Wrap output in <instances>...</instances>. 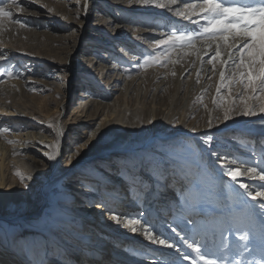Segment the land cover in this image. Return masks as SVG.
Listing matches in <instances>:
<instances>
[{
    "label": "rangeland",
    "instance_id": "obj_1",
    "mask_svg": "<svg viewBox=\"0 0 264 264\" xmlns=\"http://www.w3.org/2000/svg\"><path fill=\"white\" fill-rule=\"evenodd\" d=\"M126 1L128 0H109L108 3L103 0H51L50 2L47 0H24V2L22 0V2H18L15 0L11 11L20 12L24 16L32 18L47 17L50 20L49 24L53 22L61 24L68 21L71 26L67 31H56L54 35L60 37L57 39L58 41L55 40L53 44L45 45L40 51L32 52L31 57L38 60L39 63H29L30 67L28 64L24 66L12 55H4L5 57L0 55V73L6 75L8 72L14 71L17 74H22L25 68L32 72L31 75L24 73L22 76L14 75L15 78L12 80L42 86L41 88L33 86L39 100H45L48 103L46 108L41 109L39 107L38 113L47 122L54 124L53 133L55 137L57 138V133H60L57 142L73 154L77 153L73 149L74 146L80 147L84 143L82 139H79L80 133L89 131V124H91L90 119H88L89 112L87 114V111H82L81 108L83 91L90 96L84 101L89 111H92L98 102H102L103 105L109 106L104 111L113 113L114 123L116 120L119 122L118 125L114 124V129L107 135L106 140L108 142L101 144L104 147L109 143H116L114 138L119 136L123 140L120 142L125 143L127 140H137L144 135L143 130L139 131L138 127L141 125L140 123L143 125V118L149 116L148 110L157 111L156 126L163 124L169 117L174 120L181 117L190 129L196 130L194 134L202 132L200 138L197 136L195 138L178 136L174 141L168 140L163 144L153 142L148 148H141L130 158H123L126 159L125 165L123 163L122 165L112 164L118 167V173L117 176L114 174H110V176L120 178V175L125 173L123 178L124 194L126 198L130 196L136 206L131 212L126 213L128 217H138L142 222L146 220L154 228L156 234L167 238L177 246L174 249H168L173 252H164L163 255H160L156 246L160 244L154 245L150 242V244L144 245L137 242L138 245H136L131 243L135 241L127 242L124 241L127 239H123V246L129 250L130 254L140 257L146 262L153 261L154 264L156 262H160V264H189L181 257V252H190L181 237L185 234L191 235L188 232V228L191 227L189 222L194 221L195 231L197 229L203 230L202 235H205L209 240L214 236L217 243L220 240V233L225 232V235L228 236L229 248L232 249L229 255L230 260H243L245 264H248L249 261L261 260L264 252L259 247L249 245L243 255H239L233 245L242 243L238 239L241 231H237V229L248 231L251 234L250 238L257 245L259 244L260 238L264 234V209L260 206L264 201H259V198V202L252 201L243 190L237 189L235 185L237 182H233L229 178L222 180L221 189H218L219 193L216 195V185L219 181L210 174L202 150L208 149L210 159L215 164L221 165L220 168L218 167V171L225 175V168L239 167L238 164L231 163L232 160L244 162L245 166L252 164L264 167V112L259 110L260 106L264 105V93L260 95V99L249 98L242 102L240 99H236L240 93L239 85H236L232 89H221V94L218 96L217 86L221 82V69L219 74L216 73L208 79L206 89L204 87L199 88L207 80H205V75L197 77L200 80L199 82L196 80L192 86L191 103L189 102L188 107L181 109V106L178 105V109L175 106V113L174 110H167L168 101L166 100L173 95L174 90L179 89L176 84L178 72L175 67L179 64L170 63L169 57L160 56L162 61L169 60L166 67H160L158 64L143 66V55L157 56L160 51L147 41L160 39L161 37H156V35L160 36V31L166 30V28L170 29L173 26L183 31L195 32H199L200 28L198 24L184 20L167 9L156 8L152 5L129 4L125 3ZM11 2L12 0H9V3ZM241 2H247V0H241ZM24 3H32L30 5H34V8L24 9ZM86 3L87 7L85 8ZM180 6L177 4L172 7ZM40 8L43 9L42 12L37 11ZM64 9L66 16L61 17L60 13ZM196 19L197 17L192 18V20ZM156 25H160V29H157ZM146 27L149 30H144ZM49 30L48 25L46 29L37 28L34 24L21 27L20 31H14L8 37L9 47L6 50L14 49L15 43L20 47L27 42L29 46L38 44L43 38L41 35H46ZM134 32L140 33V36L135 38ZM125 38L131 40L128 41V49H125L123 43L117 42ZM97 40L99 41L97 42ZM49 51L57 53L54 62H52L53 57ZM79 61L83 65L88 62L90 66L96 65V67H90L93 70L87 69L80 72L77 69ZM45 63L49 64L50 68L42 70L41 64ZM183 63H186L185 60ZM183 63L182 65H185ZM111 68L113 71H109L107 79L103 81L104 76L100 78L101 75ZM137 74H145L144 81L138 80L136 82L135 94L128 98L123 91L119 90L124 83ZM227 74L230 73L226 72ZM4 77H2L3 81H5ZM189 77L190 75L187 74L182 78L183 84L180 89L182 97L186 91ZM114 79H119L120 83H113ZM161 80H163V84L165 83L164 91L163 93L159 92L161 99L155 103V101H151V95L154 92L153 86ZM73 82H76V85ZM29 87L31 88L32 85ZM93 91L98 93H93ZM103 94L110 95L109 99L104 102L98 99V96ZM54 95L60 96V100L57 101ZM244 95L250 97L251 94L245 93ZM198 98H202V102ZM214 100H223L225 107L234 106L237 111H242L244 104L247 103L249 107L255 109L256 114L244 116L234 113L231 119L223 121V108L218 107L213 102ZM172 113L173 115H171ZM120 118L122 119L120 120ZM73 119L82 122V128L85 130L81 131V127L79 124L73 123ZM209 122H211V126H209ZM75 134L77 136H74ZM208 136L213 138L210 145L205 142V138ZM150 139L149 136L146 141ZM220 156L226 157V160H215ZM142 157H144L143 160ZM228 160L229 163H227ZM121 167L124 169L122 170ZM42 182L43 179L41 178L35 186L34 197L30 198V201H32V206L39 207L38 219L44 215L48 218L44 221L47 225L45 223V225L42 224L43 226L35 225V229H33L35 233L45 232L50 236L48 247L45 249L46 258H48H45L47 264H80L79 257H83L85 254L84 251L79 250L82 247L81 241L83 239H78L80 242L74 239L72 245L79 248H72L71 253H67L66 248L61 246L63 242H58L61 239L70 242V238L61 234L62 231H58L61 224L56 226L53 221V212L50 209L51 200L56 199L58 201L60 198V188L51 185L52 183L51 186H47ZM145 182L146 184H144ZM242 183L251 184L255 187L261 181L257 178L256 180L250 179L248 182L242 181ZM144 185L145 187H143ZM154 186L158 188V191ZM142 188L144 191L140 195ZM51 189L53 190L50 191ZM83 198V196L73 195L70 207L74 208V205L79 204ZM124 203L126 204L127 201ZM41 204H43L42 207ZM108 216H110L109 213ZM16 222L14 221L15 228H19ZM57 222H60V219ZM53 227L57 229L55 230ZM173 228L176 229L175 232L172 231ZM228 229H231V232L226 231ZM32 252L34 253L35 249H32ZM77 256L78 259L74 258ZM52 257L54 259L51 260ZM26 263L30 264L28 261Z\"/></svg>",
    "mask_w": 264,
    "mask_h": 264
},
{
    "label": "bare ground",
    "instance_id": "obj_2",
    "mask_svg": "<svg viewBox=\"0 0 264 264\" xmlns=\"http://www.w3.org/2000/svg\"><path fill=\"white\" fill-rule=\"evenodd\" d=\"M20 1L22 2V0H18V2ZM50 1L51 0H47V2ZM103 1L108 3L109 0ZM125 3H128V1ZM30 4L32 3H24L23 8H34V5L32 6ZM7 10L12 13L13 19H18L27 25L34 24L37 28L45 29L47 25L50 27L49 33L41 35L43 38L38 44L29 46L27 42L24 46L20 47L15 43L14 49L9 48L6 50V48L9 47L8 37H10L12 32L20 31L21 26L17 23H10L8 20L3 21V26L0 27V55H12L15 60L21 62L24 66H27V64L29 65V63H39L38 60L31 57V53L40 51L49 43L53 44L55 40L58 41L57 39H60V37L54 35L56 31H67L71 26L68 21H64L61 24L56 22L49 24L50 20H48L47 17L38 16V18H32L24 16L23 13L11 11V8ZM37 11L42 12L43 9L40 8L37 9ZM65 13L66 10L64 9L61 11L60 16L65 17ZM192 18L194 19L196 17L193 16ZM133 35L135 38H138L140 33L134 32ZM156 37L161 36L156 35ZM129 40L130 39L125 38L117 42L119 44L123 43L126 47L125 49H128L127 44ZM98 41L99 40H97V42ZM3 45L6 47L4 48ZM196 48L200 50L199 57L191 54V49L174 51L170 57V63H173L171 61L178 60V62L173 64H179L175 66L178 72L176 84L179 86V89L174 90L173 95L166 100L168 101L166 109L169 111L174 110V113L176 111L175 106L178 108V105H180L181 107H179L181 109H185L188 107V104L191 103V89L199 75H205V80L207 79L204 84L202 82L203 85L199 86V88L201 89L204 87V89H206L208 79L216 73L219 74L221 69H225L223 61L228 59V50L223 44H221V55L213 64H208L207 60L215 54L216 42H213L211 47H208L205 42H197ZM185 52L188 54L185 55ZM49 54L53 57L52 62H54L57 53L49 51ZM201 58L203 59V63ZM184 60L186 63H183ZM2 61L4 60L2 59ZM182 63L185 65H182ZM41 67L42 70H47L50 68V65L45 63L41 64ZM90 67L94 68L96 65L90 66L88 62L83 65L80 61L77 64V69H79L80 72L82 70V72H84L90 69ZM104 69H102V71H104ZM109 71H113V68L110 70L107 69V71L101 75L100 78L104 76L103 81L107 79ZM11 73L15 76H22L23 73L25 75L32 74L27 68L23 70L22 74H17L14 71ZM187 74H189L190 77L186 84V91L183 93L182 97L180 93L182 92L180 90L183 84L182 78ZM4 76L5 81L0 83V129L7 128L10 129V132L0 135V264H28L26 261L30 264H47L46 259L48 258H46L45 249L48 247V239L50 236L45 234V232H41L40 234L35 233L33 229H35V225L43 226L42 224H44V221L48 218L44 215L42 218L38 219L39 207L32 206V201H30V198L34 197L33 193L35 186L40 182L41 178L43 179V184L49 186L52 183L51 185L60 188V198L58 201H56V199L51 200L50 209L53 212V221L56 226L61 224L58 231H62L61 234H65L70 238V242H65L62 239L57 240L59 243L63 242L61 246L66 248L67 253H71L73 249L79 248L72 245L74 239L78 242H80L78 239H83V241H81L82 244L80 243L82 247L79 248V250L84 251L85 254H83V257H79L80 264H154L153 261L146 262L140 257H136L132 255V253L130 254L129 250L123 246L124 241H135L131 243H135L136 245H138L137 242L144 245L150 244L151 241L143 235V232L133 233L125 227L122 222L118 223L111 218L112 216L129 218L126 213L131 212L132 209L136 207L133 199L130 196L126 198L124 194L123 178L125 173L120 175V178L110 176V174L117 176L118 173V167L112 164L116 163L117 165H122L123 163V165H125L126 159L123 158H130L133 154L139 152L141 148H148L153 142L163 144L168 140L174 141L178 136L195 138L201 135L200 137H202V132H196V134H194L196 130L190 129L189 125H186L184 119L182 120L181 117L177 116L175 120L169 117L163 124L156 126L155 122L158 121L157 111L148 110L149 116L143 118V125L140 123L141 125L138 127L139 131L143 130L145 136H142L144 137L136 135V137H139L137 140L131 139L127 140L125 143H121L120 140L122 139L119 136L114 138L116 139V143H109L107 144L108 147H106L107 145L104 147L101 144L108 142V140H106L107 135L114 129V124L118 125L119 122L116 120V123H114L115 119L113 113L104 111L109 106L103 105L102 102H98V104L94 106V109L89 111L84 101L90 98V96L83 91V95L81 96L83 99L81 100V108L82 111H87V114L89 112L88 119H90L89 121L91 124H89V131L80 133L81 137H79V139H82L84 143L82 144L83 146L81 145L80 147L74 146L73 149L77 151V153L73 154L70 153L65 146L57 142V138L53 133L54 124L47 122L38 113L39 107L41 109L46 108L48 103L45 100H39L33 86L37 88H41L42 86L40 87V85L34 83L29 84V82H20V80H12V78H8L7 74ZM162 76L164 75L162 74ZM144 77L145 74H137V76L131 77L129 81L123 84V87L119 91H123L128 98L132 97L135 94L136 89L134 90V86L136 82L138 80L143 82ZM201 81L203 80L201 79ZM117 82L120 83V80L114 79L113 83ZM73 84L76 85V82H73ZM30 85H32L31 88L29 87ZM164 85L165 83L163 84V80H161L153 86L154 92L151 95V101H155L156 103L161 99L159 92L163 93ZM156 91L158 95L155 94ZM95 92L96 91H93V93ZM54 96L57 101L60 100V96ZM109 97V94H103L98 96V99L104 102L109 99ZM171 115H173V113ZM121 119L122 118H120V120ZM73 123L79 124L81 131L85 130L82 128V122L73 119ZM49 125H51V127ZM126 130L128 131V129ZM74 136H77V134ZM149 136L151 139L146 141V138ZM7 141H13L14 143L9 144ZM53 144L57 145L59 155H57L55 160H48L47 154L52 150L45 146ZM202 151L203 158L210 169V174L219 181L216 185L215 193L217 195L219 193L218 189H221L222 180L231 178L218 171V167L220 168L221 165L215 164L214 161L210 159L208 149H203ZM36 159L39 161L37 162ZM143 159L144 157H142V160ZM216 159L225 161L226 157L220 156L219 158H215V160ZM69 161H71V163H69ZM227 163H229V160ZM121 169L123 170L124 167H121ZM17 172L20 173V176L24 177L23 183L21 182L20 176L15 174ZM237 180L238 182L235 185L239 191H242V189L239 188V182H248L250 179L242 175L237 177ZM144 184H146V182ZM143 187H145V185ZM154 187L158 191V188H156V186ZM52 190L53 189L50 191ZM143 191L144 189L142 188L139 194H143ZM73 195L84 197L79 204L74 205L75 209L70 207L72 203L71 197H73ZM151 195L153 196V194ZM157 199L159 200V198ZM125 201H127L126 204L124 203ZM42 206L43 204H41V207ZM108 213L110 216L107 217ZM58 219H60V222H57ZM14 221H17L16 223H18L17 225H19V228H15ZM45 224L47 225V223ZM53 229L56 230L57 228L53 227ZM196 231L201 235L204 232L198 229ZM104 237L106 239H103ZM123 239L127 240L122 241ZM156 246L157 252L160 255H163L164 252H173L172 250L169 251V248L163 245ZM32 249H35L34 253ZM69 257L72 258V256ZM74 258L78 259V256ZM52 259H54V257H52L51 260ZM166 259L168 260V258ZM73 261L75 260L73 259Z\"/></svg>",
    "mask_w": 264,
    "mask_h": 264
},
{
    "label": "snow or ice",
    "instance_id": "obj_3",
    "mask_svg": "<svg viewBox=\"0 0 264 264\" xmlns=\"http://www.w3.org/2000/svg\"><path fill=\"white\" fill-rule=\"evenodd\" d=\"M15 0L9 3V0H0V27L3 26V21L8 20L10 23L20 24L21 27H27L26 23L18 19L12 18L10 9ZM129 4L136 3L141 5H152L156 8L167 9L173 12L174 15L183 18L184 20L198 24L200 31H183L175 28L160 31L161 38L158 40H148L151 45L160 49L157 56L151 54L143 55V66H150L151 64H158L160 67H166L169 60H161L160 56L170 58V54L174 51L182 49H191L193 55L200 56V50L196 48L197 42H205L208 47H211L213 42H216L215 54L207 60L208 64L213 62L221 55V44L228 50V59L223 61L224 70L220 72V84L217 86L218 96L221 94V89H232L239 85L240 93L236 99L242 102L246 99H260V95L264 93V0H128ZM181 5L173 8V5ZM87 3L85 4V8ZM197 17L192 20V17ZM160 25H156L160 29ZM144 30H149L147 27ZM188 53L185 52V55ZM202 63L203 59L201 58ZM173 63L178 62L171 61ZM226 72L230 73L226 75ZM174 75V73H172ZM5 73H0V83L3 82L2 77ZM199 75V74H198ZM8 78H15L11 72L7 73ZM197 82L199 80L197 79ZM250 93V97L244 95ZM202 102V98H198ZM218 107L223 108V121L231 119L232 114L251 116L255 115L256 111L244 104L242 111H237L234 106H224L223 100H214ZM234 105V101H233ZM264 112V105L259 109ZM51 127V125H49ZM211 126V122H209ZM10 132V129H0V135ZM60 133H57V141H59ZM207 144L213 142V138L208 136L205 138ZM7 143H14L7 141ZM83 146V145H82ZM50 148L47 154L48 160H55L59 152L57 145H46ZM71 163V161H69ZM231 163L238 164L237 168H225V173L233 182H238L237 177L247 176L251 180L257 178L261 181L260 184L253 187L251 184L239 182V188L252 200L264 201V167L259 165L249 164L245 166L244 162L232 160ZM20 176V173H15ZM23 183L24 177L20 176ZM259 198V201H258ZM261 208L264 209V203H261ZM112 219L118 223H123L131 232L137 233L142 231L143 235L152 243L160 244L167 248L174 249L177 246L171 243L167 238H163L155 233L154 228L145 220L138 217L121 218L112 216ZM191 227L188 232L181 237L184 245L190 252H181L183 260L188 261L189 264H245L243 260L229 259L232 249L227 243L228 236L225 232L220 233V240L217 243L215 237L209 240L205 235H201L195 231V222L190 221ZM188 227V225H186ZM176 231L175 228L172 229ZM231 232V229L226 230ZM241 231L238 239L242 243L234 244L233 247L237 250L239 255H243L249 245L259 247L264 252V234H262L259 244L257 245L251 234L246 230L237 229ZM246 242V243H245ZM160 264V262H156ZM248 264H264V256L261 260L251 262Z\"/></svg>",
    "mask_w": 264,
    "mask_h": 264
}]
</instances>
